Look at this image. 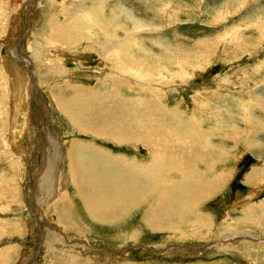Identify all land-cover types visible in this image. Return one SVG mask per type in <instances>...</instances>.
Here are the masks:
<instances>
[{
  "label": "rangeland",
  "instance_id": "374dc122",
  "mask_svg": "<svg viewBox=\"0 0 264 264\" xmlns=\"http://www.w3.org/2000/svg\"><path fill=\"white\" fill-rule=\"evenodd\" d=\"M47 1L32 4L25 18L28 0H0V264H264V0ZM58 25L63 26L59 31ZM62 37L67 39L58 40ZM20 48L33 64L12 55ZM74 85L88 92L78 94L76 103ZM53 91L69 107L86 108L92 121L109 103H118L121 113L122 106L140 109V130L134 133L152 137L138 148L97 137L71 123L52 103ZM36 93L47 95L48 108ZM117 94L128 98L114 102ZM16 104L24 112V127L12 141L8 129L15 126ZM122 127L127 133L119 122L118 130ZM49 130L63 142H95L96 137V147L140 156L146 163L158 142L157 155L176 164L164 174L163 184L182 180V162L217 186L205 198L186 202L196 213L187 217L168 201L162 202L165 208L151 211L154 195L108 219L104 207L93 216L75 188L68 189L72 200L63 215V202L49 211L52 200L43 189L54 182L40 192L36 186L57 159L56 149L46 146ZM41 137L44 144L37 154ZM87 152L115 167L105 155ZM35 169L44 170L33 180ZM58 186L54 200L61 192ZM61 216L63 225L57 219ZM48 229L57 233L55 246L43 241L39 247L41 231ZM244 233L245 239L224 240ZM215 240L219 246H213ZM253 241L256 247L246 243Z\"/></svg>",
  "mask_w": 264,
  "mask_h": 264
},
{
  "label": "bare ground",
  "instance_id": "6f19581e",
  "mask_svg": "<svg viewBox=\"0 0 264 264\" xmlns=\"http://www.w3.org/2000/svg\"><path fill=\"white\" fill-rule=\"evenodd\" d=\"M28 1L29 2H26L25 6H24L23 14H22L25 18H27V16H28L27 14H29L30 7L32 6V4L38 2V0H28ZM48 1H51V0H48ZM40 3H41V1H40ZM104 4H103V6H105ZM84 7H82V8H84ZM24 20H26L27 22L29 21L28 19H24ZM97 22H99V21H97ZM61 28H63V26L62 25H58L57 26V31H59ZM101 28H102V25H101ZM106 33H108V32H106ZM96 35H98V34L96 33ZM106 37H108V36H106ZM65 39H67V38L66 37H62V38H59L58 40H64L65 41ZM58 40H57V42H58ZM68 40H72V39H68ZM107 40H109V39H107ZM107 40L105 42H107ZM114 42L118 43L117 41H114ZM108 46H109V49L112 48L110 44ZM13 54H14V56L19 57L20 59L27 60V62H29V64H33L34 63L33 60L29 57L30 56L29 53L27 51L21 49V48L18 49V50L14 49V51L12 52V55ZM38 56H39L38 54H35V58H37ZM34 69H35V67H34ZM38 70H39V68L37 70H35L36 73H37ZM35 71H33L31 73L32 77H34V72ZM32 81H34V80H32ZM75 86H78V85H74L73 86V89L75 90L72 93V98L74 99V103H76L77 95L78 94H83L82 91L85 92V93H88V92L84 91L83 88H80V90H78L77 88H75ZM36 90H38V87L36 88ZM36 90H35V92H36ZM40 93H36V95L40 99L43 100L44 104L48 108L49 107V103H47L48 102L47 98L44 97V96H47L48 93L45 92L47 95H45L44 93L41 95ZM52 95H53L54 99H53V97H51ZM91 96H92V94H91ZM93 96H95L94 93H93ZM50 97H51L50 99L52 100V103H55V104L59 105L58 109L60 108L61 111L66 114V116L71 120L72 124L78 125V126L84 128L85 130L93 131L94 134H97L96 135L97 137L101 136L102 138H107V139H110V140H112L114 142H117V143H124V142L132 143V145H136L137 146L136 148H138L139 143L141 141H144L145 138H146V137L144 138L143 135L137 136L134 133V131L140 130V124H141L140 119H139L140 118V109H132V108H130L128 106H122L123 107V109H122L123 112L121 113L118 110V103L113 105V107H111L112 103H109L106 106L105 113H103V111L97 113V115L95 116L94 120L92 121L91 114L88 113V110L86 108L69 107V105H66V101H64L60 96L55 94V91H53V93L50 95ZM113 97L115 98L114 102H119V101H122V100L128 98V97H125V96H124L125 98H123L121 96H118V94H117V96H113ZM21 104H22V99H21ZM21 104H16V106H18L17 115L15 116L14 120L11 118V124H13L15 126H12V128H11L12 130H10V128L8 129V133H12V136H10V139L12 141L15 139L16 136H19L18 129L22 130V128L24 127V126L21 125V121H22V117L23 116L20 117V115L22 113L24 114V112H22ZM137 105L138 104H136V107H137ZM140 105H138V106H140ZM63 106H67V107L64 108ZM23 107H24V104H23ZM87 107L89 108L90 105L88 104ZM147 107L151 108L149 105H146L145 108H147ZM56 108H57V106H56ZM46 113H49L48 109H47ZM48 115L49 114H47V119L45 120V124H44V128H46V129H47V126H45V125H48L46 123L49 120ZM137 115H139V116H137ZM163 115H166V113L164 111H163ZM171 115H173V114H171ZM153 118H155V117H153ZM113 120H116V121H113ZM149 121L152 123L151 120H149ZM178 121H179V119H178ZM119 122H121L127 128V130H128L127 133H123V131H124L123 127H122V129L120 131L118 130V123ZM153 124L154 123H152V125ZM147 125H148V122H147ZM156 126H157V124H156ZM182 127H183V125H182ZM201 127H203V126H201ZM152 128H154V127L152 126ZM169 128L170 127H168V129ZM177 128H179V127H177ZM46 129H45V131H46ZM160 130H162V129H160ZM178 130H180V129H178ZM45 131L43 133H45ZM150 131H151V129H150ZM158 131H156V132H158ZM171 131H172V129H171ZM169 132H170V130H169ZM174 132H176V131H174ZM181 132H183V131H181ZM189 132H190V130H189ZM164 133H167V132H164ZM14 135H15V137H14ZM47 136L49 138V142L46 144V146L48 148H55L56 152H57V159H56V161L53 160L54 168L51 169V170L48 169L46 171V175L44 174L43 177H41L40 174L38 175V173H42V171L44 169L41 170V172H38L37 171L38 169L37 170L35 169V171H37V173H36L37 175L33 174L31 176V178H33V180H35V178L40 176L39 177L41 179L40 183H36V186H39L38 192H40V187L48 186V182H54V186L55 185H59L57 187V190H60L61 192H60L59 197L56 198L55 200L52 198L54 196V193H55L54 192V190H55L54 186L51 187L50 189H48V187H47L48 190H45L46 188H44L43 191L44 192L47 191L45 195H47V198L52 200L48 204L49 211H52L53 209L56 208V206L58 204L63 202L62 209H61L62 212L60 213L62 215H63L64 212H66V210L64 208L65 207V203L68 200H72L71 191L68 190L69 188L70 189L71 188L72 189L75 188L77 190V192L80 194V196L82 197V200L84 201V203H86V202L89 203V210H90V212H91V214L93 216L98 213V209L100 207H104L105 215H106V217L108 219L109 215L112 217V216L118 214L119 211H120V214H121L123 211H127L131 207H136L139 203L141 204V202H143V200H146L147 196L150 198L153 195H154V197H155V199L157 201H156V204L153 205V208H152L151 211L159 210L160 208H165L167 205L163 206L162 202L168 201L170 203V206L172 207V209H174V207H178V208H176V210H178L180 208L179 212L181 213V211H182V216L183 217H187L190 214H193L194 210L192 209L193 207L189 206V204H186V202H188V200H190V198H193L195 196H196L197 200L205 198L206 195L208 194V192L209 191L211 192V191L215 190V187L217 186V182H214V183L212 182L211 184L204 182V176L202 177L203 173H201L202 175H200V172H199L200 169L198 170L194 166L193 167L189 166V164L188 165L187 164L181 165V164H183L182 162H181L180 165H178V167L181 170L176 168V170L182 171V176H183L182 180L178 181V182H175V183H169L170 185H167L168 181L166 182V184H163L162 181H163L164 174L166 172L171 171V169L175 168L176 164L175 163L173 164L174 160H171L169 157H164L163 156V158H161L160 156L157 155V153H158L157 151L159 150L158 147H157L158 142L155 143L156 147H153L152 143L148 142V145L152 146V149L150 150V154L153 155V158H152L151 162L146 163L147 160H146V162H144L142 159H140V156L139 157L136 156L134 158H129L128 155H125V154H122V153H118V154L114 153L111 149L107 148L108 146L103 147L104 149L96 147V146H99V145L96 144V143H98V141L96 140V137H93V140L95 139V142L88 141V140L85 142L83 140H78V139H74L71 142L70 141H64L63 142L61 137H58L55 133L51 132L50 130L47 131ZM22 137H25V135L22 136ZM148 137L146 139H149L152 136H150L149 138ZM185 137L187 138V135ZM201 137H203V135ZM43 138L44 137L39 138V145L37 146V154L39 153L42 145L44 144V142H43V144L40 143L41 141L44 140ZM186 138H185V140H186ZM16 141H15V143H16ZM146 141H148V140H146ZM191 142H193V140H191L190 143ZM175 143H176V141H175ZM170 145H172V144H170ZM194 145H196V144H194ZM100 147H102V146L100 145ZM109 147H110V145H109ZM178 148L179 147H177L176 149H178ZM87 150L89 151V153L91 155H94V156H103V155H105L106 159L109 160V161H112L115 167L111 166L110 164H102V163H104L102 160H93L90 157V155L88 154ZM105 150H108L109 152H111L112 155L109 154V153L106 154ZM175 152L179 153L177 150ZM197 152H198V150H197ZM163 153H166V152H163ZM180 154H177V155L179 156ZM198 155H200V154H198ZM199 158L201 159V157H199ZM178 159H179V157H178ZM182 159L183 158H181L180 161H183ZM191 160L192 159H190L188 162H190ZM191 163H193V162H191ZM178 164H179V162H178ZM209 165L211 166L210 163H209ZM42 166L44 167V164ZM49 171H50V173H47ZM72 175H73L74 183H71L72 182ZM213 175H215V174H213ZM63 177L66 178V181H65L64 185H61ZM173 177H174V175H173ZM173 177H171V178L173 179ZM218 178H219V176H218ZM205 180H206V178H205ZM208 180H210V179H208ZM169 181H170V179H169ZM60 185H61V187H60ZM29 187L30 186H27V188H29ZM33 189H34V187H33ZM50 190L52 192H50V194H48ZM30 194H31V192H30ZM30 204H32V203H30ZM150 207H151V205H150ZM31 211L35 213L34 208H31ZM163 214L165 215V213H163ZM171 214H172V212H171ZM194 214H196V213H194ZM58 218H59L58 221L61 222L60 225H63L64 223L62 222V216L61 217H57V219ZM197 221H199V220H197ZM38 226L40 228L41 225H38ZM198 226H200V225H198ZM44 227L45 226H43V228ZM63 228H64V226H63ZM65 229L66 228H64V230ZM40 230H42V228H40ZM48 231H49V229H48ZM65 231H66V233H70V230L66 229ZM44 233L45 232L41 231L39 239L42 242L40 244V241H39V247H41L40 245L43 246V244H45V242H43V241H46L47 244L50 245V246H55V241H56L55 238L57 236L55 234H57V233L54 232L55 234H52L53 233L52 230H50L49 233H47V230H46V233H45L46 235ZM49 234L50 235L52 234L54 236H47ZM243 235H246V233L239 234L238 237L237 236L235 237L233 235L232 236L229 235V236H226L225 239L224 238L223 239L225 241H227V243H230L231 241H234V239L236 240L237 238H243L242 237ZM58 236L61 237L60 235H58ZM249 237L253 238V235H249ZM77 238L78 239H82V238H79V237H77ZM243 239H245V238H243ZM214 242L215 243L213 244V246L218 245V244H216L217 240H215ZM253 242L254 243H251V242H246V243L250 247H256L257 243L255 241H253ZM258 242L259 243L263 242V240H260ZM79 247L81 248V247H84V246H79ZM32 264H39V263L37 261V262H34Z\"/></svg>",
  "mask_w": 264,
  "mask_h": 264
}]
</instances>
